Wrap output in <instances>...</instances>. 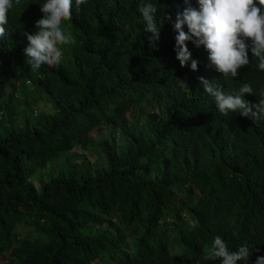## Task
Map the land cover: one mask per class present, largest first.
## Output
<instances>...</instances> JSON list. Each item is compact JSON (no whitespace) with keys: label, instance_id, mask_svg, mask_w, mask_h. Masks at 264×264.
<instances>
[{"label":"trees","instance_id":"obj_1","mask_svg":"<svg viewBox=\"0 0 264 264\" xmlns=\"http://www.w3.org/2000/svg\"><path fill=\"white\" fill-rule=\"evenodd\" d=\"M140 2L73 7L56 67L32 72L23 36L0 39V264H220L202 259L217 235L254 245L248 264L264 251V121L222 116L199 80L249 83L256 104L264 72L254 60L224 80L191 42L198 70L181 67L183 0H151L156 48ZM44 3L13 0L10 25L28 17L35 33Z\"/></svg>","mask_w":264,"mask_h":264},{"label":"clouds","instance_id":"obj_2","mask_svg":"<svg viewBox=\"0 0 264 264\" xmlns=\"http://www.w3.org/2000/svg\"><path fill=\"white\" fill-rule=\"evenodd\" d=\"M182 0H178V4ZM21 0H15L19 5ZM88 0H46L40 5L42 18L35 22L38 29L28 26V17L23 24L10 25L9 10L13 0H0V39L9 34L23 36L21 50L26 64L32 72H37L43 65L56 67L62 59L60 45H75L76 39L61 27L62 21L72 18V9L77 10ZM186 5L182 12H177L173 24L175 36L176 59L181 67L190 61L191 70H198V61L192 59L188 49L191 42L195 47L201 46L208 53L209 67L222 74L224 80L237 78L243 67L253 64L264 72V0H197L199 8L192 6L191 0H183ZM138 11L145 25V33H151L150 48H156L160 39V28L156 14L159 11L151 0H141ZM171 20V17H168ZM185 25L187 32L184 31ZM27 42L26 46L25 43ZM250 42V43H249ZM252 56H248V50ZM207 94L214 97L216 109L224 117L238 113L250 118L254 123L264 121V92H260L258 103L250 104L243 99L245 94H257L251 84L244 83L238 91L227 92L223 87L210 83L199 77ZM255 109V110H253ZM233 235H236L233 233ZM254 245H240L231 250L228 243L219 235L214 237L202 259L220 261V264H248L253 254ZM255 251H259L258 248ZM255 264H264V251L255 253Z\"/></svg>","mask_w":264,"mask_h":264},{"label":"rangeland","instance_id":"obj_3","mask_svg":"<svg viewBox=\"0 0 264 264\" xmlns=\"http://www.w3.org/2000/svg\"><path fill=\"white\" fill-rule=\"evenodd\" d=\"M62 23H65V21H62L61 24H62ZM62 28L66 30V33H69L66 27L63 26ZM3 130H4V127L0 126V132H2ZM74 149H78V148H77V147H74ZM49 164H51V163L49 162ZM49 164H48V165H49ZM48 169H49V167H47L46 169H44V170H42V171L40 172L42 178L46 179V177H47V176H46V172H47ZM34 183H35V185L37 186V188L40 187V180H39L38 176L35 177V179H34ZM25 235H26V233H25ZM32 235H33V234H32ZM170 250H172V251H177L178 248H176V246L173 245V246L170 247ZM3 260H4V259H1V258H0V263H1Z\"/></svg>","mask_w":264,"mask_h":264}]
</instances>
